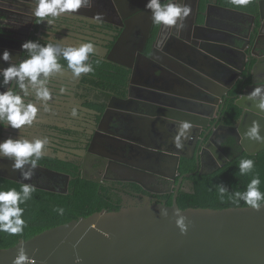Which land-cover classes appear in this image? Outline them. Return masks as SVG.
<instances>
[{
  "label": "water",
  "instance_id": "1",
  "mask_svg": "<svg viewBox=\"0 0 264 264\" xmlns=\"http://www.w3.org/2000/svg\"><path fill=\"white\" fill-rule=\"evenodd\" d=\"M249 15L251 21L242 26L246 32L235 35L236 46L229 40L214 39L207 34H195L191 37L190 33L185 35L179 30L174 32V35L180 38L176 37L173 41L181 43L180 47L174 46L172 50L169 49L168 43L164 47L165 55L171 58V63L180 64L173 69L169 62H163L155 55L154 42L151 55L143 53L141 55L143 60L150 64L154 62L163 64L160 74L146 71L143 61L135 55L128 56L129 62L115 58L114 55H120L126 39L124 29L108 57L103 58L131 70L127 96L111 98L98 129L102 131L101 127L107 120L120 122L123 118L126 120L130 118L131 121L132 119L156 121L161 124L156 128L157 133L161 131L169 135L168 138H174L178 122L191 121L193 127L190 138L183 143L184 147H188L194 153L201 131L206 130L201 136L198 150H203V143L209 144L212 140L213 126L209 127L211 119L215 115L217 121L223 119L227 100H234L242 109V113L235 124L225 127L231 128L236 134L237 132L241 134L240 140L237 141L241 142L248 154L255 155L263 150L264 143L250 140L244 133L253 121H258L264 134V112H260L248 98L254 87L264 85V0H258L257 11ZM193 22L194 19L191 24ZM204 24L207 27L208 21ZM23 42L25 40L14 39V43L10 45L0 43V55L7 49L12 56L9 62L0 59V68H6L10 63L19 61L23 52L21 48ZM143 47L142 45L140 50ZM241 54L245 60L240 66L238 62L241 61ZM63 68V72L72 73L68 68ZM163 68H167L166 73ZM141 77L144 80L156 78L160 84H142L143 82L137 81V78ZM0 80H3L2 76ZM136 89L145 91L149 96H140ZM230 92L237 94L231 95ZM134 101L146 107L145 111L124 112L125 105ZM151 131V135L155 134V130ZM97 133L93 136L89 154H95L93 144L97 139ZM107 134L114 135L109 132ZM189 141H193V147L189 148L187 143ZM139 144L143 154L171 151L173 152L170 154L177 156L181 154L175 148L166 150L156 145L142 142ZM251 146L257 147L251 150ZM128 154H132L131 151ZM149 158L150 163L156 162L157 157ZM114 161L121 165L118 160ZM178 165L177 157L175 170ZM143 167L151 173H158L154 169ZM136 171L130 168L129 172L135 174ZM192 174L194 173H187L179 178L171 205L146 201L142 205L126 206L112 211L103 210L87 217L81 216L46 229L29 239L21 240L11 247H0V264H12L20 247H24L28 255L35 258L36 264H77V257L80 258V264H264V208L259 211L249 206L182 209L177 201L181 183L184 177H190ZM0 175L14 178L4 173ZM175 177L172 176L173 179ZM83 178L100 181L85 175ZM114 180L132 181L145 187L139 179L117 176ZM161 207L168 209V216L161 215ZM175 208L181 209V214L188 218L189 227L186 233H182L176 225Z\"/></svg>",
  "mask_w": 264,
  "mask_h": 264
},
{
  "label": "flooded vegetation",
  "instance_id": "2",
  "mask_svg": "<svg viewBox=\"0 0 264 264\" xmlns=\"http://www.w3.org/2000/svg\"><path fill=\"white\" fill-rule=\"evenodd\" d=\"M146 3L147 0H91L90 7L82 8L74 13H64L54 25L48 26L46 22L44 24L36 22L37 18L33 15L34 0H0V36L6 37L5 39L0 38V43L10 45L14 43V39L30 40L39 28V30L50 33L48 38L50 41L59 40L64 45L79 46L82 43L93 42L95 53L90 56V61H93L95 57L102 59L108 57L119 35L125 29L126 39L120 55H114L115 58L129 62L128 56L135 55L143 61L146 71L149 70V73L155 71L156 74H160L163 64L155 62L150 64L144 61L142 53L150 56L154 48L155 55L161 61L169 62L172 69L178 67L179 62L171 63V58H167L164 52L167 43L169 49L172 50L174 46L181 44H178L177 40L173 41L176 37L180 38L174 35L177 30L180 33L184 32L185 35L190 33L191 37L195 34H207L214 39L229 40L233 46H236L235 35L246 32L242 27L243 24L249 23L251 21L249 13H254L258 9V0H256L257 7L254 12L232 7L230 0H177V3L186 4L191 8L190 15L182 21L183 27L181 28V22L173 27L155 25L151 18V11L145 7ZM97 14L100 15V19H95ZM193 19L194 25L191 24ZM205 21H208L207 27H205ZM203 27L204 30H202ZM39 30L38 34H40ZM61 36L72 39L63 43ZM171 40L172 42H169ZM154 42L156 47H153ZM142 45L144 47L140 50ZM26 55L22 52L19 60L25 58ZM240 59L238 64L241 66L242 61L245 60L243 54L240 55ZM166 69L163 68L164 73L167 72ZM86 75L89 74H81L77 78L73 73L62 71L52 80L50 89L53 95L48 103L52 106L53 100L58 98L61 105H64V109H61L62 114L57 113L54 117L47 118L37 116L32 126H25L22 130L0 127V141L10 136L18 138L21 135L29 139L47 136L50 141L46 155L38 162L31 180L22 181L20 171H14L11 168L12 162L6 158L0 159V173L15 179L2 175L0 178L29 183L35 185V188L62 193L60 191L68 190L71 175L80 173L82 177L85 175L89 178L100 179L97 183H103L104 186L111 188L121 198L118 203L120 207L142 205L146 201L167 204L171 195L173 200L179 178L183 175L196 171L214 172L232 159V153L236 157L246 152L241 142L237 141L240 140L241 134L237 132V136L231 128L225 127V125L232 126L233 124L226 123L225 118L217 121L216 115L209 123V127L213 126L211 142L203 143V150H198L201 136L206 132L203 129L194 153L188 147L178 149L173 137L168 138L169 135L161 131L157 133L156 128L161 124L156 121L134 119L131 121L128 117V120L123 118L120 122L107 120L100 131L99 122L108 102L113 96L126 97L127 92L124 95L112 94L108 88L96 86L94 82L87 81ZM137 81L143 82L142 84H160L156 78L144 80L141 77L137 78ZM61 88L65 89L63 93ZM135 91L140 96H149L143 90L136 89ZM235 94L237 92L231 93V95ZM102 107L104 108L101 109ZM125 107L124 112L129 113H141L146 109L137 101L129 102ZM73 109H76V115L72 114ZM151 129L155 130V134L151 135ZM96 132H98L97 139L93 144L95 154H89V147ZM107 132L114 135H109ZM141 142L166 150L175 148L181 154H178L179 156L170 154L173 151L143 154L139 144ZM187 143H189V148L193 147V141ZM255 147L257 146H251L250 149L255 150ZM129 151L132 154H128ZM149 157L158 159L156 158L155 163H150ZM177 157L179 165L175 170L174 164ZM114 160H118L121 165ZM143 166L154 169L158 173H151L143 169ZM190 166H194L195 170L182 172L184 168ZM130 168L136 169V173L129 172ZM117 176L139 179L145 187L132 181L114 180ZM172 176H176L175 179ZM185 178L180 190L185 187Z\"/></svg>",
  "mask_w": 264,
  "mask_h": 264
},
{
  "label": "clouds",
  "instance_id": "3",
  "mask_svg": "<svg viewBox=\"0 0 264 264\" xmlns=\"http://www.w3.org/2000/svg\"><path fill=\"white\" fill-rule=\"evenodd\" d=\"M235 6H245L250 0H230ZM35 7L33 15L38 24L54 25L55 21L64 13L78 12L82 8L91 6V0H34ZM145 7L151 11V18L155 25L173 27L186 19L191 12L190 6L177 3V0H147ZM95 19H100L97 14ZM25 58L16 63H10L6 68H0V127L22 130L25 126H32L37 119L40 110L51 112L48 103L52 99L50 84L64 68L59 60L67 61V68L75 77L94 71L90 56L95 53L93 42L82 43L79 46L64 45L56 41H48L41 44L39 40H26L22 43ZM0 59L9 62L12 59L11 52L5 50ZM65 91L61 88V92ZM248 98L252 100L255 107L264 112V85L254 87ZM76 115V109H73ZM193 125L191 121H179L174 143L178 149L184 147L183 141L190 138ZM261 124L253 121L247 128L244 136L250 140L264 143V134L261 132ZM50 144L49 138L35 137L29 139L24 136L18 138L8 137L0 141V159L11 161V168L19 170L22 181H29L34 175L40 159L46 155ZM252 159H242L239 163L241 175L250 173L254 168ZM259 176H254L248 183L245 191L232 193L234 203L244 201L250 208L259 211L264 208V192H261ZM35 191V185L22 183L21 191L15 188L0 190V232L10 235L23 233L25 221L23 219L24 209L20 206L31 198ZM221 195L228 191L224 185L219 186ZM60 215L64 209H58ZM179 208H175L176 225L182 233L188 231V218L181 214ZM161 215L168 216V209L161 207ZM12 264H36L35 258L28 255L24 247L18 249V253ZM77 264L80 258L77 257Z\"/></svg>",
  "mask_w": 264,
  "mask_h": 264
},
{
  "label": "trees",
  "instance_id": "4",
  "mask_svg": "<svg viewBox=\"0 0 264 264\" xmlns=\"http://www.w3.org/2000/svg\"><path fill=\"white\" fill-rule=\"evenodd\" d=\"M230 6L254 12L257 4L256 0H250V3L245 6L238 7L231 3ZM38 30L39 28L30 38L31 40H39L41 44L50 41L48 31L41 29L38 34ZM59 62L67 68V61L61 58ZM90 62L94 71L86 75L87 81L94 82L96 86L108 88L112 94H126L131 74L130 69L99 57H95ZM241 113L242 109L235 104L234 100H227L223 111L226 123L235 124ZM233 155L234 153L231 154L232 159L226 165L214 172L200 173L196 171L190 177H186L185 187L181 188L177 199L179 206L182 209L188 207L221 209L247 206L242 200L234 203L232 193L245 191L248 183L257 175L261 181L259 188L261 192H264V150L255 155L246 152L238 154L236 157ZM242 159H252L255 162L253 170L245 175H241L239 172V163ZM194 170L195 167L190 166L184 168L182 172ZM221 184L228 188L223 196L219 191ZM12 188L21 191L22 183L0 178V190L6 191ZM120 200V196L115 194L111 188L104 186L103 183L84 179L80 173L71 175L67 192L59 193L35 188L31 198L20 205L24 209L23 233L10 235L0 232V247H11L21 240L29 239L46 229L78 219L81 216L87 217L103 210H119L121 208L118 204ZM167 204H172V195ZM60 208L64 209L63 215H60L58 211Z\"/></svg>",
  "mask_w": 264,
  "mask_h": 264
},
{
  "label": "rangeland",
  "instance_id": "5",
  "mask_svg": "<svg viewBox=\"0 0 264 264\" xmlns=\"http://www.w3.org/2000/svg\"><path fill=\"white\" fill-rule=\"evenodd\" d=\"M61 40H63L62 42L65 43L67 42L68 40L72 39V38H69V37H66V36H61ZM58 99V98H57ZM53 100V105L51 106L52 108V111L51 112H45L43 110H40L39 113H38V117L40 118H47V117H54L55 114H62V111L61 109H64V105H61V101L59 100Z\"/></svg>",
  "mask_w": 264,
  "mask_h": 264
}]
</instances>
